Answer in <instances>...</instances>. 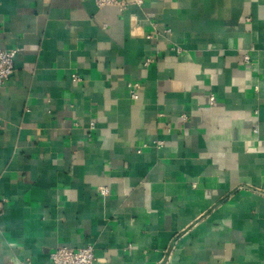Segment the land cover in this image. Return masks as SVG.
<instances>
[{
	"label": "crops",
	"instance_id": "0c3cea01",
	"mask_svg": "<svg viewBox=\"0 0 264 264\" xmlns=\"http://www.w3.org/2000/svg\"><path fill=\"white\" fill-rule=\"evenodd\" d=\"M13 48L0 264H264V0H0Z\"/></svg>",
	"mask_w": 264,
	"mask_h": 264
},
{
	"label": "built area",
	"instance_id": "2783aa9c",
	"mask_svg": "<svg viewBox=\"0 0 264 264\" xmlns=\"http://www.w3.org/2000/svg\"><path fill=\"white\" fill-rule=\"evenodd\" d=\"M145 0H96V4L99 7L104 6H115L121 12L125 11L132 5H143ZM165 32H170L166 30ZM18 48L13 49H0V86L6 84V82L13 76L15 72V57L18 53ZM243 60L245 63L249 64L251 62V56L249 53L243 55ZM153 62L152 57L146 58L144 64L150 65ZM73 82H80V77L77 74L72 75ZM128 89L130 93V98L132 100L139 99V89L141 84L138 81H130L128 83ZM209 100L211 104L216 102V97L214 94H210ZM257 113V112H255ZM182 120L185 122L188 119L186 113L182 114ZM254 132L258 133V127L254 128ZM162 144V142H158ZM141 151L138 149V152ZM109 193L107 188H102L100 190L101 196H107ZM50 259L52 264H95V252L94 247L91 244L72 248L68 246H59L50 254Z\"/></svg>",
	"mask_w": 264,
	"mask_h": 264
}]
</instances>
